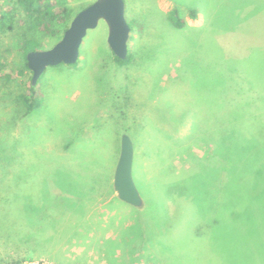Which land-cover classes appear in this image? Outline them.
Returning <instances> with one entry per match:
<instances>
[{
	"label": "rangeland",
	"instance_id": "374dc122",
	"mask_svg": "<svg viewBox=\"0 0 264 264\" xmlns=\"http://www.w3.org/2000/svg\"><path fill=\"white\" fill-rule=\"evenodd\" d=\"M93 1L71 0L73 15ZM9 2L0 0V10ZM123 2L131 26L128 64L114 62L106 41L107 25L100 20L83 38L76 63L45 68L38 85L41 104L26 116L18 93L25 90L31 72L9 80L0 76V190L8 194L5 207L14 218L24 213L25 205L38 208L31 211L34 218L44 211L47 218L62 221V229L51 241L42 242L47 238L43 235L28 244L18 235L16 240L0 238L3 263L22 258L31 264H94L88 262L94 252H82L79 243L90 246L98 232L107 233L106 219L114 217L116 225L118 216L130 227L139 221L135 232L130 231L137 233L133 245L140 243V223L147 222L138 214L142 206L119 201L111 185L121 135L127 133L134 144L133 178L145 202L155 190L150 177L164 175L154 166V152L159 150L152 149L161 147L173 165L192 164L191 156L203 157L209 151L196 132L197 124L206 118L204 110L209 111L212 105L228 106L225 104L230 101L233 105L228 107L237 109L239 91L264 88V0ZM193 8L198 11L196 19L189 17ZM173 17L188 25L176 27ZM16 41L8 32L0 34V62L14 73L23 62ZM46 41L37 49L53 45ZM217 114L222 115L212 113ZM229 121L228 126L239 128L236 121ZM212 126L217 129L214 120ZM58 173L64 176L62 180ZM188 209L192 212V207ZM187 217L183 221L173 211L176 227L161 238L174 241L189 257L192 249L204 242L191 235L182 241L193 228L192 216ZM69 219L82 239H70L62 233L72 226ZM108 232L112 234L113 229ZM120 241L121 246L131 249V243L122 237ZM78 254L81 256L76 257Z\"/></svg>",
	"mask_w": 264,
	"mask_h": 264
},
{
	"label": "trees",
	"instance_id": "16d2710c",
	"mask_svg": "<svg viewBox=\"0 0 264 264\" xmlns=\"http://www.w3.org/2000/svg\"><path fill=\"white\" fill-rule=\"evenodd\" d=\"M74 10L71 0H10L0 10V34L8 32L16 37L23 62L15 73L0 62V76L9 80L15 75H22L24 71L30 72L26 61L27 52L44 46L45 40V43L51 44L59 39L73 17ZM174 10L175 14L177 10ZM197 14V9L189 10L190 18L196 19ZM172 22L176 27L187 25L179 18L173 17ZM111 54L119 66L128 64L131 57L130 51L124 59L118 58L112 51ZM40 78L32 85L30 76L25 90L18 93L24 116L41 104ZM243 85L248 88L247 84ZM237 95V109L228 107L233 105L230 101L225 104L228 106L212 105V110H204L206 118L203 124H197L196 132L204 145L209 146L205 156H191L192 164L176 166L167 162L168 155L163 156L161 147L151 150H159L154 152L157 159L154 166H158L164 175L150 177L155 190L145 199L141 210L138 209V214L147 220L144 225L140 223L143 228V234L139 235L140 243L133 245L137 233L130 231L135 232L139 221L131 228L128 224L124 225L125 222L122 223L124 218H120L118 224L120 221L122 224L119 233L115 230L116 224L114 236L100 235L102 237L95 240L107 264H112V259L115 261L113 264H186L184 261L191 258L192 264H264L261 263L264 258V88L257 87L255 92L250 93L242 90ZM213 112L222 115L214 116ZM213 120L217 125L216 130L212 129ZM229 120L236 121L239 128L228 126ZM191 133H194L192 129ZM161 156L164 157V163L159 162ZM58 175L61 180L64 178L61 173ZM8 201V194H4L1 189L0 238L3 240H16L18 235L28 244L43 235L47 238L42 242L51 241L57 237L56 231L62 229V221L56 217L47 218L44 211H39L34 218L31 211L33 213L32 209L37 210V207L22 205V215L15 214L18 218L10 216L11 211L5 207ZM169 203L172 205L169 206ZM188 207H192V212ZM173 211L183 221L188 215L192 216L190 225L193 228L186 231L184 236L181 234L182 241L196 237L199 242H204L203 245L200 243V247H194L189 257L184 256L182 249H177L174 241L161 238L176 227L172 222ZM70 222L72 226L68 227L67 233L72 237L78 236V228ZM145 228L149 231H144ZM19 229L25 232L21 234ZM121 237L123 241L131 243V249L121 246ZM21 260L12 258L8 262ZM0 263H3L2 259Z\"/></svg>",
	"mask_w": 264,
	"mask_h": 264
},
{
	"label": "water",
	"instance_id": "95a60500",
	"mask_svg": "<svg viewBox=\"0 0 264 264\" xmlns=\"http://www.w3.org/2000/svg\"><path fill=\"white\" fill-rule=\"evenodd\" d=\"M100 20H104L107 25L106 41L111 51L120 59L126 58L131 28L125 17L123 0H94L73 15L67 28L52 46L27 52L26 61L32 73V85L36 84L47 66L76 63L83 38ZM133 159L134 144L130 136L123 133L112 187L119 200L141 207L144 200L133 178Z\"/></svg>",
	"mask_w": 264,
	"mask_h": 264
},
{
	"label": "crops",
	"instance_id": "0c3cea01",
	"mask_svg": "<svg viewBox=\"0 0 264 264\" xmlns=\"http://www.w3.org/2000/svg\"><path fill=\"white\" fill-rule=\"evenodd\" d=\"M188 25V24H187ZM192 28H198V26H192ZM111 185H112V182H111ZM113 188V187H112ZM113 198V197H112ZM112 202H113V200H112ZM124 203V202H123ZM126 204V203H125ZM129 205V204H128ZM129 206H131V205H129ZM118 209H120V207H117ZM118 214V213H117ZM117 214H114V216H116ZM120 218H119V216H118V218H117V220H119ZM105 228H104V230L107 232L106 234H105V232H102V233H97L96 235H95V237L94 238H92V241H91V243L93 244H91L90 246L89 245H83V244H81V242L79 243V245L84 249H82V248H80V250L82 251V252H84L85 251V249L86 250H92L93 252H94V254L92 253L91 254V256H92V258L91 259H89L88 260V262H91V261H94V264H107V261H106V259H105V257H104V254L102 253V252H100V248H99V246L96 244V239H99L100 237H102V236H104V237H108L109 235L110 236H112L113 235V233L112 234H110L109 232H108V230H112L113 229V231H114V228H115V224H114V217L112 218V220L111 219H109V218H107L106 219V221H105ZM98 228V225H96V228H92L93 230H96ZM110 228V229H109ZM68 229V227L66 228V230L65 231H63V233H64V235H67L68 233V231L69 230H67ZM100 229V228H99ZM67 233V234H66ZM100 235H102V236H100ZM72 238V239H77V237L78 236H75V237H72L71 235H69L68 234V238ZM70 238V239H71ZM80 239H82V238H80ZM88 242V241H87ZM80 254H78V255H76V257L77 256H79ZM81 256V255H80Z\"/></svg>",
	"mask_w": 264,
	"mask_h": 264
},
{
	"label": "built area",
	"instance_id": "2783aa9c",
	"mask_svg": "<svg viewBox=\"0 0 264 264\" xmlns=\"http://www.w3.org/2000/svg\"><path fill=\"white\" fill-rule=\"evenodd\" d=\"M32 262H26V260L21 261V262H7L3 264H31ZM35 264H45V262H37Z\"/></svg>",
	"mask_w": 264,
	"mask_h": 264
},
{
	"label": "flooded vegetation",
	"instance_id": "af4514ba",
	"mask_svg": "<svg viewBox=\"0 0 264 264\" xmlns=\"http://www.w3.org/2000/svg\"><path fill=\"white\" fill-rule=\"evenodd\" d=\"M31 72V71H30ZM32 74V73H31Z\"/></svg>",
	"mask_w": 264,
	"mask_h": 264
}]
</instances>
